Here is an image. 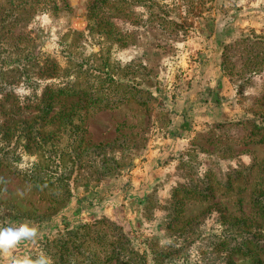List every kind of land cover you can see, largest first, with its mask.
I'll return each mask as SVG.
<instances>
[{
  "label": "rangeland",
  "instance_id": "1",
  "mask_svg": "<svg viewBox=\"0 0 264 264\" xmlns=\"http://www.w3.org/2000/svg\"><path fill=\"white\" fill-rule=\"evenodd\" d=\"M2 1L6 18L21 21L12 25L15 32L31 39L42 55L55 57L67 49L71 57L82 56L102 70L114 63V70L128 76L116 79L123 87L98 91L111 100L109 108L90 107L83 128L76 129L83 134L82 161L91 159V165L82 177L72 176V198L48 220L33 222L21 213H48L47 188L22 178L13 167L20 165L11 159L0 165V227L28 221L39 229L38 238L0 257V264L35 258L49 239L96 221L94 231L107 237L100 236L89 253L100 257L111 253L109 245L100 246L115 241L120 227L143 264H264V66L246 75L241 65L247 45L235 47L242 39L264 43V0ZM89 17L112 19V39L94 35L80 41L77 35H88ZM225 46L234 47L227 52ZM259 53L264 57V45ZM225 54L231 72L221 68ZM15 73L3 75L4 83L16 81L14 87L25 95ZM8 89L2 84L0 97ZM68 116L47 128L53 143ZM181 136L189 138L187 145L160 157L162 170L152 173L145 193L133 196L137 202L110 210L113 200L124 196L116 191L138 186L132 177L139 176L138 167L156 141L164 147ZM97 143L114 147L120 163L100 177L101 157L92 154L99 149L88 148ZM182 183L195 185L201 194L188 190L195 198L187 199L179 192L178 206L168 208L171 189Z\"/></svg>",
  "mask_w": 264,
  "mask_h": 264
},
{
  "label": "trees",
  "instance_id": "2",
  "mask_svg": "<svg viewBox=\"0 0 264 264\" xmlns=\"http://www.w3.org/2000/svg\"><path fill=\"white\" fill-rule=\"evenodd\" d=\"M3 2L0 0V88L2 84H5L9 86V89L0 97V165L4 163L6 165V160L11 159L14 164L20 165L13 167L22 178L33 184L35 188H47L48 193L45 197L50 202L47 208L48 213L36 215L27 210L21 212L24 217L33 222H44L68 205L72 198L70 188L72 176L82 177L91 165V159L82 161L83 152L80 147L84 143L83 134L76 129L80 126L83 128L85 114L90 107L93 106L96 110L109 108L111 100L99 97L98 91L109 90L111 87H123L117 83L116 79L118 76L124 78L128 75L114 70L112 67L115 66L114 63L109 62L102 70L98 64L88 63L82 56L71 57L72 54L67 49L56 51L55 57L42 55L32 46L31 39L15 32V27L12 25H20L21 21H16V18L9 21L6 18ZM89 18L88 35L86 37L76 34L80 37L79 40L87 38L94 40V35L112 39V30L115 29L112 19ZM122 36L126 35L122 34ZM117 37L120 41L118 35L115 36ZM242 43L247 45L244 48H248L246 50L248 57L246 63L241 65V70H244L246 75L262 72L260 68L264 66V57L259 51L264 43H249L242 39L235 47H241ZM233 47L225 46L223 49L228 52ZM226 55H223L221 68L231 72L229 66L233 67V65L225 63ZM12 71L16 72V80L18 79L20 83L17 86L24 90L25 95L18 93V87H14L16 81L4 83L3 75ZM56 80L59 82L55 83ZM98 81L100 88H96ZM67 115H69L68 118L62 122L64 125L62 136L58 137V142L53 143L55 136L53 131L47 128L56 125L60 118ZM262 121L264 123V117ZM67 127L68 129L65 130ZM262 128L264 127L260 129ZM61 140H65L67 144H60ZM88 148L99 149L92 151L96 157H101L100 164L96 168L98 177L114 171L120 164L112 154L114 147L108 144L101 146V143H97L89 145ZM24 157L28 160L24 161ZM188 190L201 194L195 185L177 184L171 189L172 196L167 207L178 206L179 201L176 196L179 192L187 195V199L195 198L191 193L187 194ZM96 223H85L75 231L59 233L47 241L41 252L50 255L54 264H110L111 261H114V264H143L142 255L135 249L130 238L123 234L120 227H115L116 231L113 235L115 241L100 246L101 248L107 245H109L108 248L111 247L112 250L108 256L100 257L98 254H90L89 246L96 244L100 236L107 237L105 234L98 236L97 231H94ZM93 231L95 234H90ZM108 240L105 238L104 241Z\"/></svg>",
  "mask_w": 264,
  "mask_h": 264
},
{
  "label": "crops",
  "instance_id": "3",
  "mask_svg": "<svg viewBox=\"0 0 264 264\" xmlns=\"http://www.w3.org/2000/svg\"><path fill=\"white\" fill-rule=\"evenodd\" d=\"M183 121H182V129H183V133H187L188 129H185L186 125H185V121H184V117ZM179 128V127H178ZM189 138L188 137H177L176 139H172L171 141L167 139H164V143L166 142V144H164L162 141H160L159 143L164 144V147L159 146V144H157L158 142L156 141V144H154V146L152 147V149H149L147 156L148 159L147 161L142 165L138 167V171H139V176L138 175H134L132 177L133 182H135V184L137 183L138 186L137 187H132L130 186L129 188L127 187V189L125 188V191L121 192L120 190L116 191L115 194H123L124 196L122 197V200H113V204H111L112 206L109 207V209L111 210V207H117L120 204H125V206H122L123 209H129L130 206H132V204H135L137 202V199L134 198L137 194L139 195V193H145V191H147L149 185L153 182V174L157 173V170H162V167L158 166V164H164V162L160 161V157L162 158H166V155H173L170 151L172 150V152L174 151L175 153H177V151L180 152L179 149L184 148V145H187ZM159 141V140H158ZM175 149H177L175 151ZM156 165V166H155ZM168 165V164H167ZM165 167H167L165 165ZM153 173V174H152ZM158 173H160V171H158ZM157 175V174H156ZM139 177V179H137ZM141 195V194H140ZM134 196V197H133ZM121 199V198H120ZM108 210V208H107Z\"/></svg>",
  "mask_w": 264,
  "mask_h": 264
},
{
  "label": "clouds",
  "instance_id": "4",
  "mask_svg": "<svg viewBox=\"0 0 264 264\" xmlns=\"http://www.w3.org/2000/svg\"><path fill=\"white\" fill-rule=\"evenodd\" d=\"M38 236V227L28 221L18 226L0 227V257H7L23 242L35 240ZM19 264H54V260L47 253L41 252L35 258H23Z\"/></svg>",
  "mask_w": 264,
  "mask_h": 264
}]
</instances>
